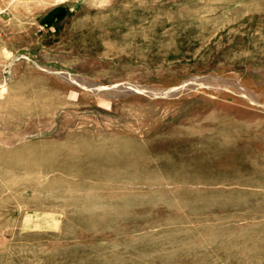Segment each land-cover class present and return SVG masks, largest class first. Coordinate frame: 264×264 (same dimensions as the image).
Instances as JSON below:
<instances>
[{
  "label": "rangeland",
  "instance_id": "rangeland-1",
  "mask_svg": "<svg viewBox=\"0 0 264 264\" xmlns=\"http://www.w3.org/2000/svg\"><path fill=\"white\" fill-rule=\"evenodd\" d=\"M0 264H264V0H0Z\"/></svg>",
  "mask_w": 264,
  "mask_h": 264
},
{
  "label": "trees",
  "instance_id": "trees-1",
  "mask_svg": "<svg viewBox=\"0 0 264 264\" xmlns=\"http://www.w3.org/2000/svg\"><path fill=\"white\" fill-rule=\"evenodd\" d=\"M65 14V9L64 8H59L55 11V15L57 19H60L64 16Z\"/></svg>",
  "mask_w": 264,
  "mask_h": 264
},
{
  "label": "bare ground",
  "instance_id": "bare-ground-1",
  "mask_svg": "<svg viewBox=\"0 0 264 264\" xmlns=\"http://www.w3.org/2000/svg\"><path fill=\"white\" fill-rule=\"evenodd\" d=\"M71 81L76 82L75 79H74L73 77H71ZM76 83H77V82H76ZM79 84H81V83H79ZM95 87H96V86H95Z\"/></svg>",
  "mask_w": 264,
  "mask_h": 264
}]
</instances>
